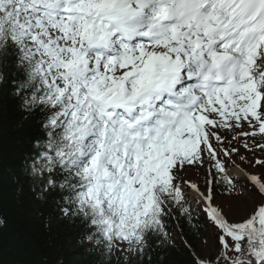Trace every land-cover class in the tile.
Instances as JSON below:
<instances>
[{
  "label": "snow or ice",
  "instance_id": "snow-or-ice-1",
  "mask_svg": "<svg viewBox=\"0 0 264 264\" xmlns=\"http://www.w3.org/2000/svg\"><path fill=\"white\" fill-rule=\"evenodd\" d=\"M3 85L97 264H264V0H0Z\"/></svg>",
  "mask_w": 264,
  "mask_h": 264
},
{
  "label": "trees",
  "instance_id": "trees-1",
  "mask_svg": "<svg viewBox=\"0 0 264 264\" xmlns=\"http://www.w3.org/2000/svg\"><path fill=\"white\" fill-rule=\"evenodd\" d=\"M30 134L31 122L24 119L18 101L10 95L8 85L0 86V264H97L83 239L84 226L63 218L51 199H37L30 190L22 172ZM218 201L223 202L226 211H236L233 201L219 194ZM190 229L191 225L185 223L186 235L182 236L170 227L176 244L168 252L170 264H189L181 251L182 240L196 244L204 254L209 252L201 248L203 229L199 239Z\"/></svg>",
  "mask_w": 264,
  "mask_h": 264
},
{
  "label": "rangeland",
  "instance_id": "rangeland-1",
  "mask_svg": "<svg viewBox=\"0 0 264 264\" xmlns=\"http://www.w3.org/2000/svg\"><path fill=\"white\" fill-rule=\"evenodd\" d=\"M188 176H189V178H191V179H193V180H195V179H197V178H199V179H202V174H198V173H196L195 171H191V172H189L188 173ZM234 204V208H235V210H237V202H233ZM208 238H210V235H209V237ZM203 246L201 245V248H202ZM208 248V251L210 252V251H212V249H211V247H207Z\"/></svg>",
  "mask_w": 264,
  "mask_h": 264
}]
</instances>
